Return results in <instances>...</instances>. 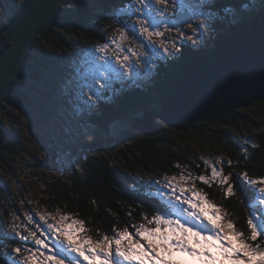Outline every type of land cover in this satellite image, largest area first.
<instances>
[{
    "label": "trees",
    "instance_id": "obj_1",
    "mask_svg": "<svg viewBox=\"0 0 264 264\" xmlns=\"http://www.w3.org/2000/svg\"><path fill=\"white\" fill-rule=\"evenodd\" d=\"M4 1L5 4L0 7V45L5 46L9 42L4 27L13 13L28 0ZM177 1L183 5L177 10L190 12L191 5L196 2ZM236 2L221 0L222 4ZM239 3L243 5L239 11L229 9L214 12L212 26L202 28V34L196 33L195 43L182 40L175 32H171L173 37L168 34L164 39L175 38L181 44V52L169 58L156 56L157 61L166 65L161 69V76L154 73L148 83L126 86L119 92L109 94L85 118H77L79 126L70 127L76 133H69L70 138L64 143L56 142L61 154L74 155L75 162L67 165L54 163L52 167L58 171L55 176L44 175L37 179L42 188L39 200L46 205L47 210L55 213L59 209L62 214L84 220L89 229L88 235L93 239L105 234L114 235V227L122 230L127 226L129 231L134 232L132 226L147 224L143 217L146 215L151 219L162 203L150 182L165 174L178 176L182 166H187L188 171L197 175H210V168H206L194 150L199 148L222 158L225 173L232 172L236 194L225 197L223 189L216 183L208 187L197 181L196 186L203 188L210 200L225 209L228 213L226 219L232 220L246 236L250 234L246 223L249 214L247 204L252 201L253 193L237 174L247 172L254 179L264 176V99L238 108L222 119L199 122L195 129L188 131L169 128L158 118L155 123L160 131L155 135H139L133 127V116L141 115L146 109L159 113L160 99L171 88L189 72L213 60L227 45L246 37L264 16V0H239ZM128 4L133 8L139 6L134 0H65L57 24L34 39L25 68L21 76L13 81L9 97L0 107L1 169L11 171V161L21 156V136L16 137L15 133H11L6 120L15 110L33 103L29 97L24 100L26 104L20 103L25 93L23 88L28 87L38 93V99L40 92L58 95L61 90V95L64 89L73 95L75 87L69 86L68 72L58 68H71L87 74L86 68L97 67L100 61L94 58L88 60L90 57L87 54L95 43H104L112 34L111 26L115 24L111 19L113 12ZM157 18L162 19L159 16ZM121 19L129 22L127 16ZM192 20L194 27L205 23L202 17L193 16ZM130 22L134 24L135 18ZM59 55L68 56L72 62H55ZM58 71L60 76L54 74ZM119 87V83L114 81L113 88ZM60 121L63 125L66 123L63 118ZM62 123L59 126L65 128ZM67 123L70 125L69 120ZM89 126L94 130L100 128L102 133L90 140L80 137L79 133ZM114 128L121 132L114 134ZM58 133L65 132L61 129ZM33 157L41 161L38 156ZM229 159L233 162L231 167L226 166ZM177 164L181 167H176ZM23 202L30 207L28 201ZM256 222L259 223V219ZM148 226L155 227L154 224ZM17 240L13 233L5 236L0 231V264H8L5 253H10ZM255 243L264 247V238H258ZM25 245L32 246L31 242H25Z\"/></svg>",
    "mask_w": 264,
    "mask_h": 264
},
{
    "label": "snow or ice",
    "instance_id": "obj_2",
    "mask_svg": "<svg viewBox=\"0 0 264 264\" xmlns=\"http://www.w3.org/2000/svg\"><path fill=\"white\" fill-rule=\"evenodd\" d=\"M134 3L140 7L122 5L113 12L111 19L119 26L104 43L93 46V56L100 54L96 59L102 62V70L91 82L80 86L81 94L85 88L88 91L83 111H92L109 94L126 86L135 87L138 80L149 76L154 67L149 54L153 58L160 54L167 58L181 52L175 38L170 42L164 39L165 33L170 34L173 28L181 39L195 43L193 35L186 34L179 23H186L194 34H202V28L212 26L214 12L239 11L243 6L239 0L228 4H222L221 0H196L191 5V14L203 17L205 23L194 27L191 17L184 21L170 20L168 8L154 9L153 0H134ZM167 3L168 0H154L155 5ZM122 16H127L129 22L122 21ZM134 16L133 24L130 21ZM136 35L144 43H138ZM113 81L120 87L114 89ZM244 158L247 159V155ZM204 164L210 168V175H197L184 166L178 176L165 174L150 182L162 203L151 219L143 217L147 224L132 226L134 232L127 226L122 230L114 227V235L93 239L88 235L84 220L62 214L59 209L55 214L37 211L40 223L35 228L28 226L34 223L33 216L25 213L27 225L21 231L20 225L15 223L19 217L14 214L10 227L18 240L11 252L5 253L8 264H178L172 259L173 252L185 253L198 259L200 264H264V247L255 243L258 238H264V176L254 179L247 172L237 174L253 193L252 201L247 204L246 223L250 234L246 236L232 220L226 219L225 209L210 200L203 188L196 186L197 181L208 187L216 183L225 197L233 196L236 186L232 172L224 174L225 163L219 157L214 163L204 160ZM232 164L231 159L227 160L226 166ZM152 224L155 227L148 226ZM25 242H31L32 246H25Z\"/></svg>",
    "mask_w": 264,
    "mask_h": 264
},
{
    "label": "water",
    "instance_id": "obj_3",
    "mask_svg": "<svg viewBox=\"0 0 264 264\" xmlns=\"http://www.w3.org/2000/svg\"><path fill=\"white\" fill-rule=\"evenodd\" d=\"M65 0H28L4 27L8 45H0V107L8 99L13 81L21 76L36 37L57 24ZM178 13L177 21L187 20ZM181 25L186 23H179ZM138 43H144L136 35ZM264 99V17L248 35L227 45L215 60L189 72L176 87L160 99L161 110H147L134 118L139 135L152 136L160 131L155 119L169 127L188 131L199 122H212L238 108Z\"/></svg>",
    "mask_w": 264,
    "mask_h": 264
},
{
    "label": "rangeland",
    "instance_id": "obj_4",
    "mask_svg": "<svg viewBox=\"0 0 264 264\" xmlns=\"http://www.w3.org/2000/svg\"><path fill=\"white\" fill-rule=\"evenodd\" d=\"M5 2L6 1L4 0H0V7H3V4H5ZM180 6L183 5L178 4L177 0H168V3L166 5H155L153 0V8L167 7V15L169 19L173 21H175V13L173 12V8H175L176 10ZM139 7L140 5L136 8ZM132 18L136 19L135 16ZM118 26L119 25L117 24H112V32L114 28ZM179 27L186 34H191L193 35V37L196 36V33H192V30L189 29L187 25H179ZM162 28L163 26H161V30ZM172 32L176 33L175 28H173ZM168 34L169 33H165L164 37H168ZM169 36L173 37L171 33L169 34ZM171 39L172 38L165 40L167 42H170ZM95 45L96 43L94 44V46ZM177 45L180 47L181 44L177 43ZM93 53L94 48L91 52H88L87 55L90 57V59L87 58L88 60H91L92 58L96 59V57L100 55L99 53H96L95 56H93ZM159 56L160 57L158 58L161 59L164 57L162 54H160ZM149 59H153V62L157 61L156 57L153 58L151 56V58L149 57ZM68 60H70L68 56L59 55L56 57L55 62L61 64L62 62H68ZM70 61L72 62V60ZM58 69L68 72L70 81L69 86H71L73 89L75 87L74 93L76 94V97L73 93V97L75 98L72 99L71 104L66 98H62V95H59L61 93V90L59 91L58 95H55L53 93H48L47 95H45L41 94L40 92V98L38 99V93L28 89V87H24V97L22 98V100H20L23 102L20 103L26 104L24 100L27 97H29V101H32L33 103L28 106H24V108L22 109L15 110L10 118L6 120V124L9 126L11 133H15L14 136L16 137L21 136L22 151L21 156L18 155L11 161V171H4L0 168V228L4 231V233L5 230L8 234L12 233L10 226L14 222V214L19 217V219L16 220L15 223H18L20 225V229H23L25 225H27V221L24 220L25 213L31 214L34 218V223L32 225H28L32 228H35L37 223H40L39 221H37V218H39L38 216H36L37 211L52 213L47 210L46 205L39 200V194H41L42 188L40 182L37 181V179L39 177H43L44 175L46 177L55 176L58 171L52 167L54 163H62L64 165H67L69 162L73 163L76 160L74 155H70L69 153L61 154L59 146L56 145V142L60 141L61 143H64L66 142V139L68 140L66 133H58L61 129H63L64 132L67 131L66 127L61 128L59 126L61 125L60 123H62L60 120H62L63 118L66 122L64 123V125L62 123V126L67 125V120H69L72 127H77L79 126L77 124L79 123V121L76 122L75 119L77 117H86L82 114V106L86 100L88 91L85 88L83 90V94H81L80 86L85 83V80L87 82H91L92 77L98 75L99 71L102 70V62L100 64V68H86V70L89 72L87 74L73 71L71 68H69L70 70H66V68L64 67ZM54 74L60 76L59 71L54 72ZM151 75L152 71L149 76L138 81L142 82L148 80ZM54 85L56 86V84ZM59 97L60 99H58ZM74 112L78 114L76 115ZM120 132L121 131L119 129L116 130V128H114L113 130L114 134ZM73 133H76L75 129ZM99 133H102V130L100 128L94 130L91 126H89L82 132H80L79 136L90 140L91 138L98 137V135H100ZM68 137L70 138V134H68ZM194 150L197 152V157L202 162H204V160H211L214 163L218 158L216 155H212L208 151H202L199 150V148H194ZM34 155L38 156L41 161L38 162V160L33 157ZM183 167L184 166H182V168ZM224 174H226L225 171ZM23 201H28L30 207L25 205ZM13 257L19 259V257L15 256V254H13ZM172 259L177 261L178 264H200V261L198 259L191 256L189 257L187 256V254L185 255L180 252H173ZM192 259H194V261Z\"/></svg>",
    "mask_w": 264,
    "mask_h": 264
}]
</instances>
